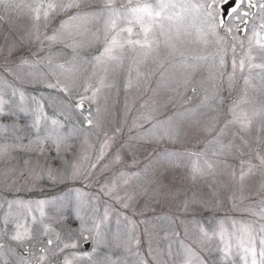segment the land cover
<instances>
[{
	"label": "rangeland",
	"instance_id": "1",
	"mask_svg": "<svg viewBox=\"0 0 264 264\" xmlns=\"http://www.w3.org/2000/svg\"><path fill=\"white\" fill-rule=\"evenodd\" d=\"M7 2L19 7L0 4V264H64L65 258L72 264H185L189 259L195 264L189 249L206 264H243L234 238L227 258L219 251V230L224 228L229 241L236 230L233 222L236 228L255 230L259 251L264 235L259 231L264 225V166L258 159L264 156V85L255 72L250 85L239 70L231 88L227 79L231 35L245 41L244 49L236 47L238 60L258 19L246 18L245 35L235 27L240 21L223 17L218 6V18L233 27L231 35L217 30L228 41L224 69L219 68L216 37L208 36L204 44L195 27L181 37L183 46L174 56L162 43L147 57L138 47L126 46L120 60L102 65L95 58L104 49L106 0H80L79 9L51 13L47 23L41 18L39 40L29 38L35 29L28 6L35 0ZM127 2L116 0V7ZM145 2L155 0H132L133 5ZM190 2L208 5L212 0ZM243 10L258 14L257 9ZM85 15L100 18L70 19ZM196 15L185 14V25ZM53 35L56 40L47 39ZM57 81L69 93L59 85L47 86ZM94 92L83 112L74 107L81 96ZM233 109L251 125L235 120ZM89 111L92 126L83 122ZM37 115L46 117L38 125ZM171 128L180 130L179 139H158ZM106 140L109 146L98 159ZM206 161L212 171L192 180L193 163L206 168ZM73 166L90 172L89 179L53 182L48 177V167L57 176H68ZM102 186H107L104 191ZM108 189L111 193L105 194ZM13 201L23 203L9 208ZM17 220L31 229L32 239H12ZM201 229L217 235L204 241ZM64 243L76 247L60 251Z\"/></svg>",
	"mask_w": 264,
	"mask_h": 264
},
{
	"label": "snow or ice",
	"instance_id": "2",
	"mask_svg": "<svg viewBox=\"0 0 264 264\" xmlns=\"http://www.w3.org/2000/svg\"><path fill=\"white\" fill-rule=\"evenodd\" d=\"M0 4H4L6 8H10L15 10L19 7V5L8 3L7 0H0ZM219 5H229V0H212L211 4L205 5L202 3H191L190 0H155V3L145 2L143 4H135L133 5L132 0H128L127 4H121L120 7H116V0H106L104 9L106 15L103 17L104 19V49L99 56L95 58L97 64H108L111 61H118L121 59V55L126 46H130L133 49L137 47L141 50L140 54L144 57L151 55L157 49H159L161 43L168 50L169 56H174L177 52L180 51V48L183 46L184 41L182 40V36H189L191 33L189 32L190 27L196 28L197 36L199 40L204 44H207L208 36L216 37V43L220 45L217 55L219 56V68L224 69L226 66V57H227V47L228 44L227 39L224 36H220L218 33V29H225L226 33L231 35L233 33V27L227 26L226 21L223 18H218L217 11ZM32 13L34 14L32 19L34 20L33 28L35 31L29 34V38H35L36 40L40 39L39 35V22L41 18H43L44 22L47 23L49 16L51 13H55L57 11H65L67 9L76 8L79 9L81 7L80 0H35V5L28 6ZM249 10L257 9L258 14L256 12L250 13V11H244V8ZM179 10V11H177ZM196 13L197 15L193 17V22L185 25V14ZM255 19L259 20V23H253L251 29V35H247L248 32V20L246 19L249 15ZM227 15L229 17H235L240 21L239 25H235L238 31H243L245 35H247V49L244 51V54L237 60L236 56V47L239 45L241 49L245 48V41L241 39V37L236 35H231V39L233 43L231 44V73L228 75V86L229 88L235 83V77L237 70L241 73L245 85H250L251 80L254 78L253 73L258 76L264 85V0H234V6L230 5V10H227ZM100 17H88L87 15L81 16H73L70 19L77 20H88V19H99ZM2 19V17H0ZM199 21L196 23L195 21ZM243 25V28L240 27ZM65 25H62V28ZM138 29V31H137ZM135 37V38H134ZM163 37V40L160 39ZM49 40H56L57 36L53 35L52 37H47ZM201 59H206L205 57H201ZM140 61H137L139 63ZM247 71V75H243ZM225 73L223 71L219 72V79L223 82V77ZM59 85V81L55 84H48L49 88H57ZM59 90L69 93V89L66 86L59 85ZM87 91V89H85ZM99 91V89H96ZM195 91V89H193ZM95 92L92 97L81 96L79 100L75 103L74 107L79 109L81 112L84 111L85 100L94 99ZM23 99V94L21 95ZM38 103L37 111L42 113L43 108ZM3 101L0 100V111H3ZM233 115L235 120H240L239 117L235 115V111L233 109ZM46 117H42L41 115H37L34 123L38 125L40 120ZM87 126L93 125L92 113L88 112V115L84 117L83 121ZM233 121H229L231 123ZM251 120L245 118L244 120H240V123L244 127H248L251 125ZM53 124L58 123L56 120L52 121ZM227 126V125H226ZM119 129H117V132ZM223 131V130H221ZM107 135V134H106ZM167 137L170 140H177L180 138V130L177 128H171L165 130L164 136L158 137V139H162ZM111 139V138H110ZM109 146V141L106 140L104 145H102L100 155L98 159L103 158L104 150ZM59 148V144H57V149ZM192 155H197L193 153ZM260 164L264 166V156H259ZM206 163V168L201 167L198 163H193L191 167V178L192 180H196L198 177H202L206 174H209L213 169V164ZM96 165L92 164L91 168H95ZM254 165H250L249 171ZM55 169L48 167L47 173L50 180L53 182H57L60 179H72V180H88L91 173L90 172H82L80 167L73 166L72 172L68 176H57ZM38 176L40 174H37ZM234 175V173H233ZM246 174L242 171L240 175V180L243 181L244 176ZM105 187L102 186L101 191L105 190ZM111 189L105 194H110ZM13 203L22 204L20 201H13L9 203V208L12 207ZM192 204L197 203L196 200L191 201ZM203 206H207V202L200 201ZM38 204L42 207L45 204V201H39ZM128 205L125 203L124 207ZM189 202L185 201L184 207L185 209L189 208ZM43 216V212H41ZM33 221H35V217H33ZM8 220L6 218L5 223L7 224ZM97 230L99 226L97 225ZM233 228H235V232L230 234L229 241L225 242V230L221 226L219 230V237L223 244V247L219 249L223 253V257L227 258L231 254L232 243L231 238L236 240V246L238 249L242 250L243 255L240 259L243 261V264H264V235H261L259 239L260 248L257 251L256 247V238L254 235V229L251 226L241 225L240 228H236L235 222H233ZM15 234L12 236V239L15 241H23L25 239H32V231L29 227H27L24 223L19 222L17 220L15 222ZM81 232L84 231V225L81 224ZM261 233H264V225L261 226ZM48 229L45 228V234H47ZM202 236L204 241H209L213 236L217 235L214 232L212 235L201 229ZM99 235V231H97ZM57 241L60 240L59 234L56 236ZM87 239V237H84ZM54 241L49 238L47 240V244L49 246L53 245ZM203 246V244H202ZM75 248V243H64L63 249L66 248ZM47 249L41 248L40 251L44 252ZM95 250V249H94ZM191 255L196 257L195 264H206V261L199 257V255L195 252H192L189 249ZM250 258V259H249ZM39 260L42 262L45 260L44 256H40ZM26 264V262H25ZM64 264H72V261L65 258ZM185 264H194V262L189 259L185 262Z\"/></svg>",
	"mask_w": 264,
	"mask_h": 264
},
{
	"label": "water",
	"instance_id": "3",
	"mask_svg": "<svg viewBox=\"0 0 264 264\" xmlns=\"http://www.w3.org/2000/svg\"><path fill=\"white\" fill-rule=\"evenodd\" d=\"M230 5L233 6L234 5V0H229V5H221V9H222V16L225 17L227 14V10H229Z\"/></svg>",
	"mask_w": 264,
	"mask_h": 264
}]
</instances>
